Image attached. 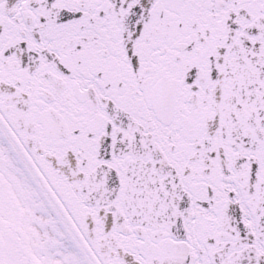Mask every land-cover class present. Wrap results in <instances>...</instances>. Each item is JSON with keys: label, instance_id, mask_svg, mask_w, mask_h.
Returning <instances> with one entry per match:
<instances>
[{"label": "snow or ice", "instance_id": "snow-or-ice-1", "mask_svg": "<svg viewBox=\"0 0 264 264\" xmlns=\"http://www.w3.org/2000/svg\"><path fill=\"white\" fill-rule=\"evenodd\" d=\"M0 264H264V0H0Z\"/></svg>", "mask_w": 264, "mask_h": 264}]
</instances>
